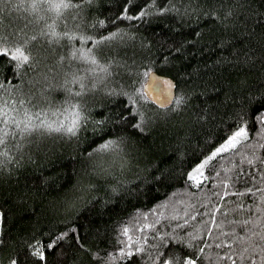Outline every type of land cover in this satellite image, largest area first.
<instances>
[{"label": "trees", "instance_id": "trees-1", "mask_svg": "<svg viewBox=\"0 0 264 264\" xmlns=\"http://www.w3.org/2000/svg\"><path fill=\"white\" fill-rule=\"evenodd\" d=\"M27 2L0 0V36L14 39L18 32L34 33L36 25L33 14L26 7L19 6ZM124 2L91 0L84 14L85 19L89 23L109 16L115 20L118 8ZM140 2L136 0L137 4ZM174 2L178 6L191 4L193 8H202L203 11L212 7L222 20L193 13L182 19L174 14L154 17L142 24L127 21L130 30L152 41V47L142 48L139 39L120 43L113 38L116 42L105 47L104 54L109 59L115 58L121 62L113 66L114 71L117 66L120 67V75L109 80L107 86H126L129 73L124 72V66H127L131 70V78L137 80L136 88L147 97L144 85L148 76L143 73L151 68L154 72L173 78L175 83L179 82L180 91L176 90V95L181 91L189 93L186 105L176 114L168 111L167 116L154 119L144 130L131 126L120 130L112 128L116 135L123 131L128 137L126 143L118 151L98 152L91 159L84 156L93 139L90 132L87 137L81 134L79 145L67 136L47 135L34 138L31 145L25 144L22 150H17L13 160L0 170V207L6 211V217L0 223V239L4 241L0 256L5 258V264L7 256L28 236L37 232L47 234L50 229L62 231L61 226L69 218L78 227L80 242L92 252L100 251L105 256L108 251H113L114 246H123L121 241L126 242L129 237L135 243L143 237L144 232L151 233L152 229L141 231L140 225L155 224L156 219L162 221L157 227H164L169 220L179 222L177 214L184 216L195 210L198 214L195 223L203 219L213 233L224 231L233 224L241 232L243 225L236 222L246 219L255 211L253 204L260 202V194L240 191L246 187L244 180L252 173L243 156L248 151L250 158L248 144H242L223 156L218 161V177H210L234 179L232 174L243 167L244 180L235 181L233 187L236 191L228 187L218 192V185L208 181L197 187L186 178L185 171L201 149L207 146L208 139L226 130L229 113L235 111V106L245 95L248 92L255 95L264 90V23H261L264 0ZM5 4L8 6L5 7ZM13 4L17 7H12ZM228 9L232 10L231 16H225ZM58 23L63 21L58 20ZM69 28L89 38L97 35V31L89 30L87 24L76 28L70 23L63 30ZM99 34L107 35V32ZM72 43L85 49V56L88 49L96 47L88 40H79V37H75ZM173 44L181 51H170L169 45ZM33 50L36 51L35 46ZM41 52L39 64L34 69H15V65L9 67L6 60L0 59V81L5 76L12 77L14 70L18 71L25 91L30 90L39 99L45 84H62L68 72L77 69L86 71L91 65L86 59L76 60L71 65L67 62L57 64L55 53L62 54L63 50L55 44L51 48L43 44ZM245 54L250 57L247 62L242 59ZM17 83L10 80L9 86ZM48 92L57 101L64 96L60 88L53 87ZM89 99L96 104V107L89 104L93 119H100L109 112L116 119L115 114L127 107L126 97L115 96L109 102L101 92ZM145 103L149 116L167 110L148 97ZM253 108H259V105H253ZM74 115L71 108H62L59 114L49 112L41 119L71 123ZM96 143H99L98 139ZM0 151H3L2 146ZM257 152L264 155V147L257 148ZM251 184L258 189L261 187L258 181ZM205 192L212 193L209 199L221 204V209L211 213L222 225L220 229L208 220L210 205L203 202L205 198L202 194ZM223 192H228V196L220 199ZM69 203L73 205L70 217L66 209ZM241 203L245 205L242 209L237 207ZM225 207L228 212L223 211ZM145 212L148 213L146 217ZM125 226L129 228L128 236L123 234ZM248 226H252L251 222ZM205 238L212 242L213 238L206 233L201 239ZM114 255L118 256L119 253L114 252ZM95 260V256L86 255L73 246L65 249L63 257L58 250L49 251L47 264H93ZM112 264L125 262L113 261Z\"/></svg>", "mask_w": 264, "mask_h": 264}, {"label": "snow or ice", "instance_id": "snow-or-ice-1", "mask_svg": "<svg viewBox=\"0 0 264 264\" xmlns=\"http://www.w3.org/2000/svg\"><path fill=\"white\" fill-rule=\"evenodd\" d=\"M90 4L91 0H28L26 4L19 6L26 7L33 14L36 25L34 33L29 35L18 32L14 39L10 36H0V59L6 60L9 67L15 65V69L37 67L43 44H47L49 48L55 44L63 50L62 54L55 53L57 64L63 65L67 62L71 65L81 59L91 62L86 71L77 69L74 72H68L62 84L55 86L45 84L39 99L30 90L25 91L24 81L18 71L14 70L12 77L5 76L4 80L0 81V89H3L0 91V146L3 147V151H0V156H3V159H0V170L13 160L17 150H22L25 144L31 145L34 138H43L47 135L67 136L69 140H76L79 145L81 134L87 137L90 132L93 139L88 144V151L84 153V156L85 159H91L98 152L118 151L126 143L128 137L123 131L116 135L111 131L112 128L120 130L131 126L133 129L144 130L154 119H159L161 115L167 116L168 111L173 114L178 113L186 105L189 93L181 91L179 95L173 94L169 99L168 89L164 85H172L173 81H161L155 78L151 68L143 74L153 77V90L163 89L161 95L167 104V110L164 113L154 112L151 116L146 114L147 97L139 88H136L137 80L131 78V70L127 66H124V72L129 73L128 84L120 88L108 87L107 82L115 79L116 75H120V67L117 66L114 71L113 66L121 62L115 58L109 59L104 54V48L110 47L116 40L124 43L137 39L142 48L152 47V41L130 30L126 25L127 21L142 24L154 17L174 14L175 17L182 19L193 13L222 20L212 7L203 11L202 8H193L191 4L178 6L174 0H141L140 4H137L136 0H125L118 8L115 20L109 16L89 23L84 14ZM7 6L5 4V7ZM12 7L17 5L13 4ZM231 15L232 10L228 9L225 16ZM58 20L63 23H58ZM70 23L76 28L87 24L89 30L97 31V35L89 38L79 31H72L71 28L64 31L63 29ZM261 23H264V17H261ZM108 29L113 30L108 31ZM100 32H107V35H100ZM75 37H79L81 41L88 40L96 47L88 49L85 56V49L73 46ZM34 46L36 51L33 50ZM169 50L178 53L181 48L173 44L169 45ZM242 59L247 62L250 57L245 54ZM10 80L19 83L9 86ZM53 87L60 88L64 92V96L58 101L48 92ZM175 88L180 91L179 82H176ZM101 92L109 102L115 96L127 98V107L115 114L116 119L112 118L114 114L111 112L102 115L100 119H93L90 114L89 104L91 103L93 107H96V104L90 101L89 97ZM253 105H259V108L254 109ZM62 108H71L75 114L71 123L41 119L49 112L59 114ZM225 129L221 130L217 137L208 139L207 146L202 148L200 154L190 163L185 176L197 187L208 181L210 184L218 185V192L228 187L236 191L233 187L235 181L244 180L243 167L232 174L234 179L229 177L211 179L210 177H218L220 171L218 161L223 156L242 144H248L250 158L248 151H245L243 156L246 164L252 168V173L247 180H244L246 187L240 191L259 193L260 202L253 204L255 211L246 219L236 222L243 225L241 232H238L233 224L224 231L213 233L212 228L208 227L203 219L195 223L198 214L195 210H191L184 216L177 214L179 222L175 219L169 220L164 227H157L162 224L160 219H156L155 224H141V231L144 229L153 231L144 232L143 237L137 239L135 243L129 237L126 242L121 241L123 246H114L113 251H108L105 256H102L100 251L92 252L80 242L78 227L69 218L67 223L61 226L64 229L62 231L50 229L47 234L37 232L35 235L28 236L13 253L7 256L6 264H47L49 251L58 250L59 255L63 257L65 249L73 246L86 255L95 256L96 260L93 264H112L113 261H123L125 264H264V155L257 152V148L264 147V90L255 95L248 92L239 105L235 106V111L229 113ZM253 137H255L254 142ZM97 139L99 143H96ZM225 171L228 170L225 169ZM252 181H258L261 187L259 189L253 187ZM202 195L205 198L203 202L210 205L208 220L220 229L222 225L211 213L215 209H221V204L209 199L213 195L210 192ZM225 196H228V192H223L220 199ZM72 207L71 203L66 205L69 217ZM237 207L242 209L245 205L241 203ZM223 211L229 210L225 207ZM147 215L148 213L145 212L144 216ZM5 217L6 211L0 207V221H3ZM250 222L251 227L248 226ZM226 223L232 224L231 221ZM205 233L213 238L211 243L206 238L201 239ZM123 234L128 236L127 226L124 227ZM3 244L4 241L0 239V248ZM114 252H118L119 255H114ZM0 264H5L3 256H0Z\"/></svg>", "mask_w": 264, "mask_h": 264}, {"label": "water", "instance_id": "water-1", "mask_svg": "<svg viewBox=\"0 0 264 264\" xmlns=\"http://www.w3.org/2000/svg\"><path fill=\"white\" fill-rule=\"evenodd\" d=\"M152 73L154 74L155 78H159L161 81H167V80H172L173 84L172 85H168L165 84L164 87L168 89V98L171 99V96L173 94L176 95V88H175V81L173 78L163 75V74H159L157 72L152 71ZM152 79L153 77L148 76L147 81L144 85V91L147 95V97L153 102L155 103L157 106L161 107V108H167V104L164 101V97L161 95L163 89L157 91V90H153L152 88Z\"/></svg>", "mask_w": 264, "mask_h": 264}, {"label": "rangeland", "instance_id": "rangeland-1", "mask_svg": "<svg viewBox=\"0 0 264 264\" xmlns=\"http://www.w3.org/2000/svg\"><path fill=\"white\" fill-rule=\"evenodd\" d=\"M0 223H1V221H0Z\"/></svg>", "mask_w": 264, "mask_h": 264}]
</instances>
